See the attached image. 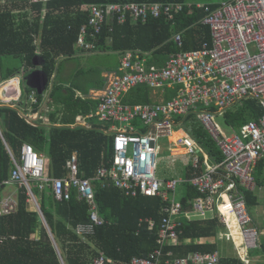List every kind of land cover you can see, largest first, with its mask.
<instances>
[{"label": "trees", "instance_id": "1", "mask_svg": "<svg viewBox=\"0 0 264 264\" xmlns=\"http://www.w3.org/2000/svg\"><path fill=\"white\" fill-rule=\"evenodd\" d=\"M133 2L185 3V0H47L37 3L0 0V84L22 72L25 74L36 69L32 63L35 56L45 61L40 68L48 78L42 94L25 86V95L22 92L19 97L23 101L0 103V188L6 186L5 182L10 177L12 161L9 151L17 157L23 143L31 145L38 153L46 154L48 162L45 169L51 177L65 175L67 159L77 152L80 174L93 179L95 202L104 220L91 235L81 237L75 232V227L89 220V207L77 199L75 191L72 190L69 200L56 201L51 194L33 189L45 226L37 209L29 202L25 188L18 187L17 210L0 217V234L15 236V239L0 245V264H94L101 254L106 264H130L133 257H144L158 247V232L166 202L159 196L128 197L107 181L94 179L98 167L110 164L112 138L104 132L106 127L102 123L93 122L90 128L71 126L78 115H87L98 105L97 100L76 97L75 90L87 94L93 88L103 87L101 82L104 78H100L101 84L94 83L85 88L54 82L57 61L68 60L84 52L76 41L80 29L87 25L88 5ZM189 7L175 13L172 21L165 17H149L145 22L127 18L119 23L116 16L107 17L100 33L95 36V48L90 52H119L122 56L127 50L139 51L140 56L146 57L148 65L160 67L170 54L197 49L204 41L210 40V29L201 22L207 13L205 6L190 4ZM177 33L181 35L180 45L174 40ZM87 40L92 41L90 36ZM174 94V89L166 88L165 99ZM31 95L35 101H30ZM25 100L27 104H24ZM123 100L136 104L149 103L153 99L150 88L139 85L129 90ZM40 107L51 109L46 114L48 123L44 122ZM262 113V107L256 100L246 99L228 108L222 117L236 129L257 120ZM35 114H38L36 119H27ZM176 120L182 122L184 129L213 162L223 160L220 149L194 114L177 117ZM193 174L188 168L186 181L180 184L179 201L183 211L190 209L191 202L199 196L187 181ZM253 174L256 185L264 186L262 162L258 163ZM245 194L248 208L257 206L254 191H246ZM149 220L153 222L152 227ZM223 226L217 217L188 220L181 216L177 227L178 242L164 246L160 264H165V260L170 258L167 253L172 257H183L192 252H217L218 234L224 230ZM196 238L206 241L196 243ZM187 239L190 241L186 242ZM209 239L214 242H209ZM260 248L264 252V243ZM218 264L243 263L236 256H219Z\"/></svg>", "mask_w": 264, "mask_h": 264}, {"label": "built area", "instance_id": "2", "mask_svg": "<svg viewBox=\"0 0 264 264\" xmlns=\"http://www.w3.org/2000/svg\"><path fill=\"white\" fill-rule=\"evenodd\" d=\"M46 1L30 0L31 3ZM214 4L195 5L205 6L207 13L201 22L210 29L209 41L197 49L170 54L160 67L148 65L139 51L127 50L118 69L104 75V88L93 96L98 105L89 116L109 123L104 132L112 135L113 151L110 164L98 167L94 179L107 181L128 197L159 196L166 202L158 247L144 257H133L130 264H160L164 246L178 242L177 227L182 213L189 220L218 216L227 226L232 220L241 239L240 248L246 252L259 244V230L247 206L245 192L256 187L255 167L259 162L264 166V0H221ZM189 6L182 2L90 4L87 25L80 29L76 45L82 51L93 50L95 36L107 17L116 16L119 23L127 18L145 22L149 17L172 21L175 13L185 7L190 9ZM88 36L92 41L87 40ZM174 40L180 45L181 35L175 34ZM139 85L155 91L172 88L175 94L157 102H125V94ZM75 96L84 99L78 91ZM31 98L35 101L32 95ZM246 99L256 100L262 107V115L236 129L230 127V132L218 130L214 124L216 117H222L226 109ZM190 114L195 115L220 149L221 162H213L182 122L176 120ZM137 120L142 123L139 127L134 125ZM176 133L179 135L173 139ZM161 137L167 139L168 161L173 163L176 156L184 155V164L194 172L187 181L199 196L186 212H182L181 202L175 199L178 185L186 180L162 179L157 175ZM9 154L12 168L5 184L12 182L24 187L41 218L33 188L49 191L57 201L69 200L75 190L77 198L89 206V221L75 228L81 237L91 235L96 226L104 223L95 202L93 179L80 174L76 152L67 159L66 174L62 177L48 176L45 156L27 143L22 144L17 157L10 151ZM198 169L200 172L195 173ZM17 207L15 194L0 195V217L14 213ZM149 225L153 226L151 220ZM6 239L7 236L0 235V245ZM167 255L170 258L165 264L219 263L217 252H192L183 257ZM94 264H106L105 257L101 254Z\"/></svg>", "mask_w": 264, "mask_h": 264}, {"label": "rangeland", "instance_id": "3", "mask_svg": "<svg viewBox=\"0 0 264 264\" xmlns=\"http://www.w3.org/2000/svg\"><path fill=\"white\" fill-rule=\"evenodd\" d=\"M220 1L221 0H185V3L188 5L190 4L204 5V4L218 3ZM119 59H120V54L117 52H111L107 55H104V54L102 55V54H99L98 52H93L92 54H88V55L75 56L74 58H71L68 60H58L55 65L56 78L55 79L53 78V79H54L55 84L58 82L59 83L64 82L68 84H75L79 88H85V86L91 84V82L95 83L100 79L99 74H100L101 69H104V67L109 68V69H113L114 67H116L118 65ZM58 63H59V66L57 68ZM14 78L15 79L19 78V74L18 76ZM11 81L12 80H9V81L7 80L3 82L2 84H0V103H10L11 104L13 102L16 103L17 101H23L22 98H19L20 96L14 99L3 98V94H6L5 90H7V93L8 91L9 93L13 92L12 88L8 89L9 85H5L6 83H9ZM20 85L22 88V92L25 95L24 89L26 85L23 81H21ZM1 89H3L2 92L4 93H1ZM158 91L160 92L161 90H158ZM44 96H46V94ZM30 99H31L30 101H33L32 98ZM24 104H27V101L24 102ZM28 106L29 105H27V107ZM44 108L45 109L43 110V113L45 115L48 114L49 111H51L50 109L46 107ZM85 121L88 125H93V122L100 123L95 118L86 119ZM123 124L124 123H121L120 125H123ZM214 124L217 127V129L220 130L221 132L231 131V128L225 122L224 118L221 116L216 117V119L214 120ZM134 125L136 127H139L142 125V123L137 120ZM178 135L179 133H176L173 139H175ZM166 143H167V139L165 137H161L158 140V145L162 147V152L159 155V157L161 158H159L158 165H157L158 177H166L169 174H172L173 172H176L177 175H185L184 174L185 167L182 165L181 158L180 160L176 159L173 165L169 164L170 162L168 161L167 157H170L169 155L170 152L166 149ZM47 162H48V157L45 154V166ZM181 171L183 172L182 174H181ZM180 184L178 185V190L176 191V199H179L180 197V192H179ZM18 187L20 186L17 183L8 185L6 189L4 190V192L17 194ZM33 189L34 191H36V188H33ZM253 191L254 193H256L257 197L259 198L260 204H259V207L254 206L250 208L249 211L250 213H252V215L255 217L258 224L260 225L259 227L260 234H259L258 240L259 242L261 240L264 242V232H263L264 230V216H263L264 215V186L256 185ZM45 193L47 194V190L45 191ZM258 211L261 215L258 214ZM218 247H219V250H218L219 256H228L229 252L233 251L232 244L226 241L218 242Z\"/></svg>", "mask_w": 264, "mask_h": 264}, {"label": "crops", "instance_id": "4", "mask_svg": "<svg viewBox=\"0 0 264 264\" xmlns=\"http://www.w3.org/2000/svg\"><path fill=\"white\" fill-rule=\"evenodd\" d=\"M211 4H213V3H211ZM93 52H90V51H84V52H80L79 54H77L76 56H81V55H88V54H92ZM99 54H104V55H107V54H109V53H111V52H98ZM117 53H119V52H117ZM120 54V53H119ZM120 60H121V54H120V59H119V61H118V65L116 66V67H114L113 69H108V68H106V67H104V69H101V71H100V74H99V77L100 78H104V75L106 74V73H108V72H110V71H114V70H117L118 69V67H119V64H120ZM18 79V87H19V94H15L16 93V90H15V88H14V85L13 86H11L10 84H11V82H14V81H17V80H14V81H11V82H9V84L8 83H6L5 85H9L8 87V89H10V88H12V93H9V91H8V93H7V90H5L6 91V94H8V97L7 98H10V99H14V98H18L20 95H21V93H22V88H21V85H20V83H21V79L20 78H17ZM97 79H98V77H97ZM19 80H20V82H19ZM100 79L97 81V82H95V84H97V85H99V84H101L102 83V85H103V87H101V88H93V89H91V90H89V92L87 93V94H84V93H82L81 91H79V90H75V95H76V92L78 91V92H80L82 95H84V99H93V100H96L93 96L96 94H99L100 93V91L104 88V85H105V82H101L100 83ZM91 84H94V82H91ZM91 84H89V85H91ZM50 85H51V83H50ZM15 87H17V83H16V86ZM170 89H172V88H170ZM2 90V89H1ZM164 90H165V92H164ZM164 90H162V91H155V90H153V89H151L150 88V91H151V97H152V101L153 102H157V100H160V99H165V94H166V88L164 89ZM15 92V93H14ZM1 93H4V92H2L1 91ZM126 95V94H125ZM42 106H44V103L42 104ZM230 108V107H229ZM44 110L45 108H43V107H40V109H39V112L41 111V110ZM51 110V109H50ZM227 110V109H226ZM94 112L95 111H93V112H91V113H93L94 114ZM91 113H89V114H91ZM89 114H87V115H78L77 117H76V122L74 123V124H72L71 126L72 127H75V126H83V127H86V128H90L92 125H88L87 123H86V119H92V118H95L97 121H99L100 123H102V124H104L105 125V127L106 128H108L109 127V123H104V122H102V121H100L96 116H89ZM28 117H30V118H32V120H34V119H36L37 117H38V114H35V116H33V115H31V116H28ZM43 120H44V122L45 123H48V118H47V116L44 114V117H43ZM229 127H231V126H229ZM105 128V129H106ZM232 128V127H231ZM234 129V128H233ZM111 138H112V135L111 134H108ZM177 152L178 151H182L181 149H177L176 150ZM74 153V152H73ZM77 153V152H76ZM44 155V154H43ZM72 155V154H71ZM78 155V154H77ZM45 156V155H44ZM184 158H183V157ZM179 155V156H176V158L178 159V160H180V158L182 159V165L185 167V170H184V174H186V170L188 169V167L184 164V162H185V156L184 155ZM174 163V162H173ZM173 163H169L170 165L172 164L173 165ZM183 172L181 171V174H182ZM66 174V173H65ZM64 176V175H63ZM160 178H162V179H170V178H181V179H185V175H177L176 174V172H173L172 174H169L168 176H166V177H160ZM11 184H14V183H6V186L5 187H3V188H0V195H3V194H6L7 192H4V190L6 189V187L8 186V185H11ZM182 185V184H181ZM180 185V186H181ZM179 189H180V187H179ZM177 190H178V188H177ZM40 191V190H39ZM73 191H75V190H73ZM40 192H42V191H40ZM45 192V191H44ZM47 193H49V194H51L49 191H47ZM76 193V192H75ZM13 194H15V193H13ZM256 194V193H255ZM16 196H17V194H15ZM52 195V194H51ZM53 196V195H52ZM257 196V195H256ZM76 197H77V195H76ZM78 199V198H77ZM175 199H176V193H175ZM257 199H258V204H257V206H255V207H259V204H260V200H259V198L257 197ZM79 200V199H78ZM176 200H178L179 201V199H176ZM57 201V200H56ZM29 202H31V201H29ZM192 203V202H191ZM87 204V203H86ZM34 205V204H33ZM35 206V205H34ZM89 207V206H88ZM192 207V206H191ZM35 208H36V206H35ZM37 209V208H36ZM188 210H191V208L190 209H188ZM188 210H186V211H188ZM259 210V209H258ZM89 211V210H88ZM186 211H183L182 210V212H186ZM37 212H38V210H37ZM42 213V212H41ZM38 214H39V212H38ZM258 214L259 215H261L260 213H259V211H258ZM251 215H252V213H251ZM257 215V214H256ZM181 216H183V217H185L184 216V214L182 213L180 216H179V219H180V217ZM264 216V215H263ZM262 216V217H263ZM42 217H43V214H42ZM215 217H217L218 218V221H220L224 226V230H222V231H220V233L218 234V242H222V241H226V242H229V243H231L232 244V249H233V251L232 252H229V255L228 256H230V257H239V259H241L242 260V263L243 264H264V252L263 251H261V248H260V244H262V243H264L262 240L259 242V244H258V247L257 248H255V249H252V250H248L247 252L246 251H244L242 248H240L241 247V239H240V236H239V234H238V229H237V227L234 225V222L232 221V220H230L229 221V224H228V226L224 223V222H222L221 220H220V218L218 217V216H215ZM252 217H253V222H254V225L257 227V229L259 230V234H260V225L258 224V222H257V220L255 219V217L252 215ZM186 218V217H185ZM214 218V217H213ZM39 219L41 220V222L46 226V223H45V219H44V217L43 218H41V216H40V214H39ZM212 219V218H211ZM189 220V219H188ZM192 220H207V219H192ZM89 221V220H88ZM87 221V222H88ZM76 228V227H75ZM48 232H49V234H50V231L48 230ZM75 232H76V230H75ZM263 232H264V230H263ZM227 233H231V236H229V235H227ZM0 235H2V234H0ZM51 235V234H50ZM4 236H6V235H4ZM12 236H14V235H12ZM229 236V237H228ZM52 237V236H51ZM13 239H15V236H14V238H12L11 236H8L7 235V239L4 241V243L6 242V241H9V240H13ZM52 240H53V238H52ZM190 240H186V242H189ZM204 241H206L205 239H201V238H196V240H195V242L196 243H200V242H204ZM209 242H214V240L213 239H209L208 240ZM4 243H2V244H4ZM1 244V245H2ZM218 250H219V247H218V249H217V253H218ZM244 259H246L247 260V262L246 261H244Z\"/></svg>", "mask_w": 264, "mask_h": 264}, {"label": "water", "instance_id": "5", "mask_svg": "<svg viewBox=\"0 0 264 264\" xmlns=\"http://www.w3.org/2000/svg\"><path fill=\"white\" fill-rule=\"evenodd\" d=\"M32 63L34 66H36V69L23 74L20 79L29 89L36 90L38 94H42L45 91L48 79L47 74L40 68L44 65L45 61L39 56H35L32 60ZM27 119L32 121V118L30 117H27Z\"/></svg>", "mask_w": 264, "mask_h": 264}, {"label": "bare ground", "instance_id": "6", "mask_svg": "<svg viewBox=\"0 0 264 264\" xmlns=\"http://www.w3.org/2000/svg\"><path fill=\"white\" fill-rule=\"evenodd\" d=\"M14 80H17V81H14ZM12 81H14V82H11V86H13L14 85V88H15V90H16V93L15 94H19V87H18V79H12ZM16 83H17V87H15L16 86ZM9 84V83H8ZM3 90V89H2ZM1 90V91H2ZM8 97V94H3V98H7ZM175 136V135H174Z\"/></svg>", "mask_w": 264, "mask_h": 264}]
</instances>
